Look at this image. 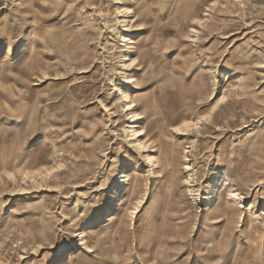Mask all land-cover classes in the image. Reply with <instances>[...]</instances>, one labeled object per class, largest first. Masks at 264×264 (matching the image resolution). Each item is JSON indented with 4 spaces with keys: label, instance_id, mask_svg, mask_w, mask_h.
<instances>
[{
    "label": "rangeland",
    "instance_id": "374dc122",
    "mask_svg": "<svg viewBox=\"0 0 264 264\" xmlns=\"http://www.w3.org/2000/svg\"><path fill=\"white\" fill-rule=\"evenodd\" d=\"M0 264H264V0H0Z\"/></svg>",
    "mask_w": 264,
    "mask_h": 264
},
{
    "label": "bare ground",
    "instance_id": "6f19581e",
    "mask_svg": "<svg viewBox=\"0 0 264 264\" xmlns=\"http://www.w3.org/2000/svg\"><path fill=\"white\" fill-rule=\"evenodd\" d=\"M135 100H133L132 102H130V103H128L127 105H126V107H127V111H129V113L132 115V122L133 123H137V121H139V120H141L142 119V117L141 116H137V114H135L134 113V108L136 107V105H135ZM131 133H132V138H131V140L130 141H134L136 144H137V147L139 148V149H141V150H144V149H146V146H145V144H144V142H142V137H144L145 135H146V132H145V130H135L134 128L132 129V131H131ZM148 160H149V163L151 164V165H154V160H153V158H151V157H148ZM139 190V189H138ZM137 192V191H136ZM134 193H135V191H134Z\"/></svg>",
    "mask_w": 264,
    "mask_h": 264
}]
</instances>
